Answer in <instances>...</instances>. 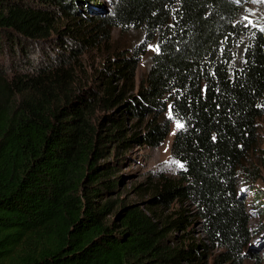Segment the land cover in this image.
<instances>
[{
    "label": "trees",
    "instance_id": "trees-1",
    "mask_svg": "<svg viewBox=\"0 0 264 264\" xmlns=\"http://www.w3.org/2000/svg\"><path fill=\"white\" fill-rule=\"evenodd\" d=\"M248 1L0 0V264L244 263L238 190L264 195L250 161L264 29L243 20ZM115 29L140 40L113 45ZM173 121L180 168L145 210L124 205L108 144L154 149Z\"/></svg>",
    "mask_w": 264,
    "mask_h": 264
},
{
    "label": "rangeland",
    "instance_id": "rangeland-1",
    "mask_svg": "<svg viewBox=\"0 0 264 264\" xmlns=\"http://www.w3.org/2000/svg\"><path fill=\"white\" fill-rule=\"evenodd\" d=\"M108 5L107 0H102ZM243 20L250 27L264 29V0H249L245 7ZM113 45L130 46L140 40V35L132 34L129 37L121 36L117 29L112 32ZM149 53L153 52V47L149 46ZM148 54L143 56L136 71L135 83L138 85L140 78L145 73L146 61ZM92 56L85 60V66L92 64ZM105 112L104 115H109ZM96 120L101 116V113L96 114ZM179 124L173 121L170 126V131L161 145L154 149L135 146L125 151L117 149L115 144H108L110 151L105 158H101L99 163L113 161L116 159L115 168L118 169L117 175L120 176L119 200L124 205H140L145 210L148 201L152 199V194L149 189L153 185L158 184V179H171L180 165L170 158V145L174 134L180 128ZM259 138L256 150L251 155V163L256 174H260V178L254 182L255 191L264 194V118L259 120ZM116 164H118L116 166ZM256 176V175H255ZM140 186V189H136ZM239 193L244 198L246 211L248 212V227L252 233V237L244 248V263L243 264H264V195L259 197V203L255 201L253 191H248L247 186H240ZM110 198V197H109ZM111 198H114L111 196ZM108 199V198H107ZM179 208L178 203L174 204L172 209L164 205H158L155 209L161 216L168 215L172 210ZM193 232L197 234L199 228L193 225ZM191 232V230H190ZM199 235H194L197 237Z\"/></svg>",
    "mask_w": 264,
    "mask_h": 264
},
{
    "label": "snow or ice",
    "instance_id": "snow-or-ice-1",
    "mask_svg": "<svg viewBox=\"0 0 264 264\" xmlns=\"http://www.w3.org/2000/svg\"><path fill=\"white\" fill-rule=\"evenodd\" d=\"M177 127H182V125H180V124H177Z\"/></svg>",
    "mask_w": 264,
    "mask_h": 264
}]
</instances>
